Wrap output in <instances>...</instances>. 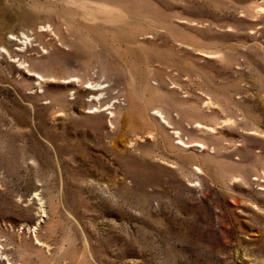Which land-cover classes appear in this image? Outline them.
<instances>
[{
    "label": "rangeland",
    "instance_id": "rangeland-1",
    "mask_svg": "<svg viewBox=\"0 0 264 264\" xmlns=\"http://www.w3.org/2000/svg\"><path fill=\"white\" fill-rule=\"evenodd\" d=\"M0 264H264V0H0Z\"/></svg>",
    "mask_w": 264,
    "mask_h": 264
},
{
    "label": "bare ground",
    "instance_id": "bare-ground-1",
    "mask_svg": "<svg viewBox=\"0 0 264 264\" xmlns=\"http://www.w3.org/2000/svg\"><path fill=\"white\" fill-rule=\"evenodd\" d=\"M24 41V40H23ZM198 127H203V128H207V129H212V128H208V127H205V126H203V125H197ZM178 144H180V145H184V146H186L187 147V144H186V142H184L182 139H179L178 140V142H177ZM197 145H199V144H197ZM201 147H203L202 145H200ZM43 216H44V214H43ZM39 243V242H38Z\"/></svg>",
    "mask_w": 264,
    "mask_h": 264
}]
</instances>
